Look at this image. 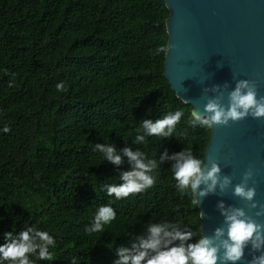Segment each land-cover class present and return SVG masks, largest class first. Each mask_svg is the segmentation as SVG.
<instances>
[{
	"label": "trees",
	"instance_id": "trees-1",
	"mask_svg": "<svg viewBox=\"0 0 264 264\" xmlns=\"http://www.w3.org/2000/svg\"><path fill=\"white\" fill-rule=\"evenodd\" d=\"M167 15L163 0H0V244L5 232L31 226L55 239V259L32 255L34 264H114L149 218L199 227L170 162L152 173L153 187L117 200L104 186L121 182L127 158L115 166L94 148L159 159L188 147L203 158L209 129L188 124L191 106L163 77L164 53L154 54L166 45ZM61 81L65 92L56 90ZM176 110L184 115L172 137L133 144L141 119ZM102 205L116 218L86 233Z\"/></svg>",
	"mask_w": 264,
	"mask_h": 264
},
{
	"label": "clouds",
	"instance_id": "clouds-1",
	"mask_svg": "<svg viewBox=\"0 0 264 264\" xmlns=\"http://www.w3.org/2000/svg\"><path fill=\"white\" fill-rule=\"evenodd\" d=\"M169 47V44L161 45L155 49L154 54L167 55ZM55 87L58 92L67 91L62 81ZM223 88L227 89L228 84L225 83ZM203 91L216 95L206 99L202 110L193 107L188 120V124L193 127L212 129L214 126L226 127L230 122L248 117L264 118V96H258L255 81L235 80V87L227 91L226 105L222 102L225 97L222 86L205 87ZM183 115L182 110H176L164 114L155 122L141 119V127L137 129L133 144H146L148 136H156L161 140L172 137ZM3 131L8 132L10 129L6 126ZM94 148L103 154L104 160L115 166L123 165L124 157L127 158L128 170H122L118 175L121 182L104 186L106 194L117 200L153 187L156 181L152 173L168 161L176 189L182 195H189L192 205L197 207L209 194H223L229 187L232 188V195L245 204L244 207L225 206L222 200L218 201L216 207L223 222L213 229L211 235L202 233V211H199L200 225L195 231L187 225L181 227L174 221L153 222L149 218L143 225V233L133 234L135 242L131 247L122 246L117 249L118 259L114 264H237L245 260L244 250L249 245L252 258L247 260V264H264V223L254 218L264 216V204L255 200L256 188L249 186V181L255 184L254 168L251 165L241 174L240 181L233 185L232 176L222 174L214 157L209 155L206 163L205 158L195 157L188 147L172 154L165 149L159 159L148 158L139 148L133 150L128 146L117 150L110 144H95ZM245 208L255 212L250 215ZM115 218L116 212L110 205L99 206L93 222L85 228V232L102 233L104 225ZM4 237L5 243L0 244V264H34L29 258L32 255L42 261L55 259L49 251L55 239L46 231L30 226L15 235L12 231L5 232ZM257 252L259 255L255 254ZM71 260L73 264H78L77 258L72 257Z\"/></svg>",
	"mask_w": 264,
	"mask_h": 264
},
{
	"label": "water",
	"instance_id": "water-1",
	"mask_svg": "<svg viewBox=\"0 0 264 264\" xmlns=\"http://www.w3.org/2000/svg\"><path fill=\"white\" fill-rule=\"evenodd\" d=\"M168 11L165 18L166 45L163 77L175 97L202 110L208 97L205 87L222 86L227 104V91L235 80L256 82L258 96H264V0H163ZM227 83L228 88L223 85ZM186 100L187 102H185ZM214 157L224 175L232 176L235 185L251 165L256 188L255 200L264 204V118L230 122L229 126H214L203 151V158ZM207 163V159H206ZM203 187V185L201 186ZM244 207V201L232 195L229 187L223 194H209L197 206L204 213L202 233L211 235L223 222L216 205ZM253 214L255 210L249 211ZM199 217V214H198ZM264 223V216L254 217ZM251 246L245 248L247 264L252 258ZM259 255V253H255Z\"/></svg>",
	"mask_w": 264,
	"mask_h": 264
}]
</instances>
